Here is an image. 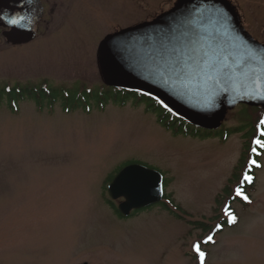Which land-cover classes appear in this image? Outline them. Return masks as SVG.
I'll use <instances>...</instances> for the list:
<instances>
[{"label": "rangeland", "instance_id": "rangeland-1", "mask_svg": "<svg viewBox=\"0 0 264 264\" xmlns=\"http://www.w3.org/2000/svg\"><path fill=\"white\" fill-rule=\"evenodd\" d=\"M175 1L70 0L66 11L46 13L35 40L14 45L0 33V90L102 88V39ZM232 1L264 42V0ZM80 99L0 100V264H200L196 243L204 264H264V151L250 202L230 203L250 138L246 130L221 135L253 124L251 106L230 110L213 136L193 137L166 129L145 103ZM130 163L161 172L171 199L121 218L107 187Z\"/></svg>", "mask_w": 264, "mask_h": 264}, {"label": "water", "instance_id": "water-1", "mask_svg": "<svg viewBox=\"0 0 264 264\" xmlns=\"http://www.w3.org/2000/svg\"><path fill=\"white\" fill-rule=\"evenodd\" d=\"M33 3L37 5L35 10L22 7L21 0H0V27L6 28L3 35L8 43L19 45L36 38V26L44 11L38 0ZM216 10L222 12V18L215 15ZM187 16L199 18L201 31L212 37L211 45L205 41L202 46H196L194 56L206 53L214 64L226 59L235 69L230 79L210 68L198 70L194 65L180 78L165 71V60L150 47L149 38L161 29L167 31ZM19 17L25 19L13 25L11 21ZM249 49L264 52V42L247 31L232 0H176L173 7L154 19L106 35L98 46L97 66L106 86L163 101L159 103L163 107L167 104L176 117L206 130H216L237 105L264 109V91H258L254 84L260 67L252 61L246 63L244 71L238 67L245 62ZM261 88L264 89V82ZM127 173H135L141 180L131 192L124 194L117 182ZM108 192L115 201L123 199L117 208L122 216L128 217L164 200L163 175L146 165L131 163L109 183Z\"/></svg>", "mask_w": 264, "mask_h": 264}, {"label": "snow or ice", "instance_id": "snow-or-ice-1", "mask_svg": "<svg viewBox=\"0 0 264 264\" xmlns=\"http://www.w3.org/2000/svg\"><path fill=\"white\" fill-rule=\"evenodd\" d=\"M215 15L221 18L223 16L220 10H216ZM24 19V17H19L18 19H13L11 23L16 25ZM198 20L199 18H191L190 16L182 17L167 31L161 29L155 37H150V47L155 49L159 57L165 60V71L175 75L177 78L188 74L190 71V65H194V67L198 70L210 68L215 72L223 74L225 78L230 79L231 74L235 71V69L227 63L226 59L218 64H214L208 60L206 53L204 56H194L197 45L202 46L205 41H207L209 45L212 43L211 35L205 34L201 31ZM248 61L255 62L260 67V73L255 75L254 84L256 85V89L258 91H264V89L261 88V83L264 82V52H257L256 50L249 49L245 62L238 65L241 71H244L245 65ZM159 102L163 104V101ZM164 107L171 111L167 104H164ZM258 130L259 137H264V119L259 122ZM253 143L257 145L259 149H264V139L256 138L253 140ZM251 153L256 157L261 155V152L258 151L257 147H252ZM249 164L256 167L261 166L256 158L250 159ZM252 179V176L248 175L247 172L243 174V182L251 183ZM140 180L141 177L137 174L127 173L121 176L117 183L121 191L124 194H128L137 186ZM235 194L246 202H250L248 196L244 194L240 187L236 188ZM224 212L225 215L229 217V223H234L236 217L232 214L230 208L226 207ZM219 227L220 225H217V228ZM212 240L213 237L209 235L205 242H210ZM193 251L198 254L200 264H204L205 253L201 251L199 243L193 245Z\"/></svg>", "mask_w": 264, "mask_h": 264}, {"label": "trees", "instance_id": "trees-1", "mask_svg": "<svg viewBox=\"0 0 264 264\" xmlns=\"http://www.w3.org/2000/svg\"><path fill=\"white\" fill-rule=\"evenodd\" d=\"M3 94L7 95L8 98L11 100L13 99L14 101L23 96H29L33 98L36 102L41 103L43 100L46 98L50 99L52 102L56 101L58 97H62L63 100H68L71 99L73 96L75 98H81L80 100H89V99H97L98 101L104 102H109L113 101L115 103H118L120 105H125L128 100L133 99L137 103H145L147 106V111L154 113L157 116L158 122L162 124L166 129L171 130L174 132L176 135H185V136H193V137H203V136H213L216 131H207V130H202L198 127H195L188 122L184 121L183 119L175 117L173 114H171L169 111L164 109L157 101L154 99L147 97L145 95L139 94L137 92H131V91H126V90H120L116 88H110L107 86H102V88L92 90V89H85V88H75V89H65V88H60V89H50L46 87H33V88H19L18 86H13V87H4L2 90H0V100L3 97ZM86 97L85 99L82 97ZM250 110H253L252 113V118L254 120L253 124L251 122L246 123L247 125H243L238 128H231V129H224L222 132V140L226 141L227 138L230 136V134H234L236 132H242L246 130L245 136L250 138L249 142H246L245 148H244V155L241 158V164H244V172H247L248 175L252 176V182L251 183H245L243 182V178L240 179V176L238 177L236 174L235 178L238 177V184L237 187H240L244 194H246L248 197H250V192L249 190L253 187L255 183V178L253 177L254 175V170L257 169L256 166L250 165L249 160L252 158H256L258 160V163L260 164V157L263 154L264 149H259L257 145L253 143V140L256 138L264 139V137H259L258 133V125L259 122L264 119V110L261 108H253V107H248ZM256 110L260 111V113L257 115ZM257 115V116H256ZM249 121V120H248ZM221 132V131H220ZM252 147H257L258 151L261 152V155L259 157L254 156V154L251 153V148ZM243 176V175H242ZM112 179V178H111ZM231 190L230 186H227V192ZM230 193V192H229ZM171 199L169 195H165V201ZM164 201V202H165ZM230 203L233 201H238L240 203L247 204L241 197L237 196H232V198L229 200ZM109 204L114 208L116 213L118 215L119 212L114 204L113 201H109ZM164 202H162L164 204ZM166 204V203H165ZM237 217H236V222H237ZM227 220L228 219H223L222 221L219 222L220 227L216 228L214 230V234L221 232L223 230V227L227 225ZM234 222V223H236ZM234 223H229L230 226H233ZM198 224L199 226H203L206 228V225L203 223H195Z\"/></svg>", "mask_w": 264, "mask_h": 264}, {"label": "flooded vegetation", "instance_id": "flooded-vegetation-1", "mask_svg": "<svg viewBox=\"0 0 264 264\" xmlns=\"http://www.w3.org/2000/svg\"><path fill=\"white\" fill-rule=\"evenodd\" d=\"M44 11L43 18L40 23L37 24V37L40 34V26L44 23L45 15L47 12H55V11H66L68 9V5H70V0H38ZM73 1V0H72ZM21 6L30 10H35L37 5L33 3V0H21ZM60 6V8H59ZM5 28H0V33L3 35Z\"/></svg>", "mask_w": 264, "mask_h": 264}]
</instances>
